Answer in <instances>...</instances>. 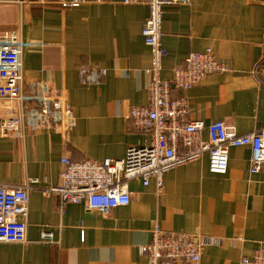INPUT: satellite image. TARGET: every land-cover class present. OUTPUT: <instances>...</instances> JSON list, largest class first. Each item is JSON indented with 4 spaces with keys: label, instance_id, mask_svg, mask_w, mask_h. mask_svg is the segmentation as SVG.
Masks as SVG:
<instances>
[{
    "label": "crops",
    "instance_id": "crops-1",
    "mask_svg": "<svg viewBox=\"0 0 264 264\" xmlns=\"http://www.w3.org/2000/svg\"><path fill=\"white\" fill-rule=\"evenodd\" d=\"M64 0H0V31H17L23 55L25 109L38 98L63 96L71 105L68 129H28L24 137L0 136V183L30 185L27 241H0V264H147L141 246L158 224L164 230L210 236L214 242L192 264H241L264 247V164L251 173L252 149L232 147L226 173L209 170L208 156L180 165L156 179L129 182L131 201L105 214L85 202L62 207L57 193L64 156L74 160L125 156L132 145L148 144L127 118L131 106L148 103L152 53L142 28L146 4L86 0L63 7ZM166 49L161 77L195 51L211 48L229 69L206 75L187 91L188 119L225 121L238 133L264 127V2L191 0L166 6L162 22ZM107 73L85 85L80 67ZM21 105L0 101V119L17 115ZM202 136L208 138L206 130ZM63 208V209H62ZM54 235L51 244L41 233Z\"/></svg>",
    "mask_w": 264,
    "mask_h": 264
},
{
    "label": "built area",
    "instance_id": "built-area-1",
    "mask_svg": "<svg viewBox=\"0 0 264 264\" xmlns=\"http://www.w3.org/2000/svg\"><path fill=\"white\" fill-rule=\"evenodd\" d=\"M86 0H64L63 7H78ZM99 2L107 0H98ZM264 2V0H256ZM126 4H146L149 7L142 35L150 47L152 61L146 73L150 76L148 103L131 106L127 113L137 131L148 132V144L132 145L125 156L104 159L84 158L74 160L64 156L61 181L50 187L46 194L57 193L62 207L85 202L88 209L105 214L114 207L128 205L131 201L129 182L141 179L148 185L156 179L159 191L163 187L165 172L207 155L209 170L224 174L229 166L232 147L249 146L252 149L251 173L260 171L264 164V127L238 133L225 121L206 124L203 120L188 119L189 103L184 94L174 95L192 88L206 75L229 69L211 48L189 53L173 69L170 79L161 77L166 49L162 42V22L166 6L189 5L191 0H123ZM26 43L17 31H0V101L21 105L17 115L0 119L1 137H24L31 130L68 129L73 110L63 96L38 98V105L25 109L27 97L23 92V55ZM264 66V56L253 72L258 76ZM107 73L97 66L80 67L79 78L85 85L99 83ZM206 130L208 138L202 136ZM28 183L9 186L0 183V241L26 242L27 218L30 204ZM63 209V208H62ZM41 241L51 244L54 235L49 230L41 233ZM214 242L210 236L186 231L164 230L158 224L152 230L149 243L141 246L147 264H192L202 258V250ZM241 264H264V247L252 256H244Z\"/></svg>",
    "mask_w": 264,
    "mask_h": 264
}]
</instances>
